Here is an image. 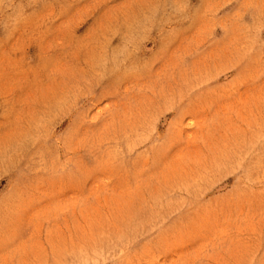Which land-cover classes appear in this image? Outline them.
Here are the masks:
<instances>
[{"label": "rangeland", "instance_id": "374dc122", "mask_svg": "<svg viewBox=\"0 0 264 264\" xmlns=\"http://www.w3.org/2000/svg\"><path fill=\"white\" fill-rule=\"evenodd\" d=\"M0 264H264V0H0Z\"/></svg>", "mask_w": 264, "mask_h": 264}]
</instances>
